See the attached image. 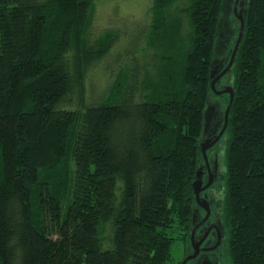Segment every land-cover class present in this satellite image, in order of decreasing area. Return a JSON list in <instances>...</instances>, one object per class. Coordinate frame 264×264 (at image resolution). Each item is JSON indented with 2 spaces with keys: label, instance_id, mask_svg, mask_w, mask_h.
<instances>
[{
  "label": "trees",
  "instance_id": "trees-1",
  "mask_svg": "<svg viewBox=\"0 0 264 264\" xmlns=\"http://www.w3.org/2000/svg\"><path fill=\"white\" fill-rule=\"evenodd\" d=\"M150 1L143 60L84 104L88 64L112 44L88 39L93 0H0V264H174L205 103L228 100L209 85L222 0ZM245 9L215 84L234 89L221 209L230 264H264V0Z\"/></svg>",
  "mask_w": 264,
  "mask_h": 264
},
{
  "label": "rangeland",
  "instance_id": "rangeland-1",
  "mask_svg": "<svg viewBox=\"0 0 264 264\" xmlns=\"http://www.w3.org/2000/svg\"><path fill=\"white\" fill-rule=\"evenodd\" d=\"M93 3L94 14L87 30L88 39L96 43L104 38V35L109 34V42L112 44L107 53L96 57L88 64L84 104L104 98L120 68L125 66L127 69L126 64H135L136 61L143 60V42L147 35L145 25L150 18L148 14L150 0H93ZM185 4L178 3L179 6ZM229 17V20L233 19L232 16ZM228 24L233 28L231 25L234 22ZM218 153L220 154V151ZM218 157L220 158V155ZM215 180L216 177L213 183ZM108 234L109 230L106 228L105 240L108 239ZM171 234L175 237L170 249L172 262L181 264L188 254L190 244L182 239L184 231L179 230L178 226L173 227Z\"/></svg>",
  "mask_w": 264,
  "mask_h": 264
},
{
  "label": "water",
  "instance_id": "water-1",
  "mask_svg": "<svg viewBox=\"0 0 264 264\" xmlns=\"http://www.w3.org/2000/svg\"><path fill=\"white\" fill-rule=\"evenodd\" d=\"M248 0H222L221 15L218 18L216 26V38L213 45V56L209 68V85L210 92L216 96L226 94L228 96L227 103L222 109L220 99L212 97L210 94L207 97L205 107L202 113V127L200 137L198 139V162L195 168L194 179L192 181L193 205L191 211V223L195 221L196 209L194 204H199L202 208L208 211L207 203H201L200 193L208 188L214 181L216 174L206 168L207 151L214 145H218V141L222 138L228 123V114L234 100V89L232 84L223 85L216 89V82L223 76L230 75L233 61L236 57L238 47L240 45L243 29L244 17L246 13V5ZM229 15L234 16V20H229ZM235 20L239 22L237 33L235 27H229ZM233 26V24L231 25ZM218 165L224 170L222 151L219 154ZM207 167V166H206ZM207 172V176H206ZM206 179V181H205ZM204 200V199H203ZM194 229L189 232L191 236ZM194 253L186 256L181 264L194 257L197 253V246L193 245Z\"/></svg>",
  "mask_w": 264,
  "mask_h": 264
},
{
  "label": "flooded vegetation",
  "instance_id": "flooded-vegetation-1",
  "mask_svg": "<svg viewBox=\"0 0 264 264\" xmlns=\"http://www.w3.org/2000/svg\"><path fill=\"white\" fill-rule=\"evenodd\" d=\"M220 144L208 150L205 171L208 168L209 171L215 173L216 180L200 193L201 203H207L208 211L199 204H194L196 217L190 229V231L194 229V232L191 236H187L185 241L190 244L187 256L194 253L193 245L197 246V253L185 264H230L226 255V231L222 222L223 191L220 187L222 169L218 165V152L221 153Z\"/></svg>",
  "mask_w": 264,
  "mask_h": 264
}]
</instances>
